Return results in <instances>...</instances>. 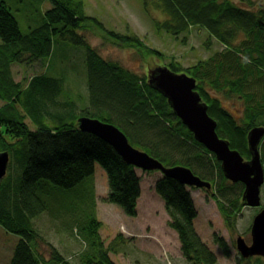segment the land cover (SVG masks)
Segmentation results:
<instances>
[{
    "label": "trees",
    "instance_id": "trees-1",
    "mask_svg": "<svg viewBox=\"0 0 264 264\" xmlns=\"http://www.w3.org/2000/svg\"><path fill=\"white\" fill-rule=\"evenodd\" d=\"M146 1L143 0L144 5ZM50 2V8L44 13L45 22L24 35L15 16L5 2L0 1V100L3 102L0 104V151H8L20 169L14 183L8 181V171L0 181V224L20 236L9 264H44L42 256L36 253V247L45 239L35 227L34 220L48 210L49 204L34 191L33 181L37 178L44 177L60 186L70 187L91 176L93 162L97 161L107 176L105 200L119 205L127 215L136 213L141 186L134 166L127 163L107 141L78 129L77 118L80 116L115 124L126 134L129 142L145 141L144 144L136 143L162 163L165 160L173 165L177 161L183 162L181 165L189 167L198 176L203 174L193 169L191 161L209 171L214 166L218 181L212 195L227 224H232L230 211L238 210L242 204L239 195L234 201L218 198L217 190L229 183L215 156L194 139L172 112L165 97L150 87L144 76L136 75L116 61L102 58L84 36L75 31L91 30L85 25L89 17L82 2ZM255 3L253 0H154L153 6L162 12L163 18L152 16L158 31L178 37L191 27L200 26L225 47L212 57L188 67H181L177 61L166 66L195 77L196 90L201 100L207 103L208 114L216 121L217 134L227 139L230 148L239 151L245 159L250 158L247 132L253 126L264 125V6L258 4L255 7ZM52 36L84 47L88 92L83 101L82 97H70V87L66 88L62 77L41 72L26 79L24 85L13 77L11 66L16 63L30 65L39 61L44 68L43 59L50 54ZM106 38L118 46L132 48L141 58H164L162 52L147 46L135 34L107 31ZM205 85L224 96L225 100L237 97L242 105L241 116L235 118L223 106L221 98L212 94ZM77 101L85 104L80 112L76 109ZM161 134L163 139L159 140ZM188 144L197 150L191 151ZM171 150L179 152V157L183 155L189 163L169 158L173 156ZM205 154L210 156L207 157L210 164L204 161ZM203 176L199 177L209 181L212 189L215 180ZM231 185L239 186L242 194V183ZM153 189L172 218L168 224L177 232L185 258L197 264H215V253L193 229L192 219L197 211L188 187L162 175L154 182ZM72 217L68 215L71 228L85 226L93 235H89L87 240L90 248L85 244L84 250L76 255L80 264H117L111 256L117 243H105L100 237L101 220L93 215L86 220L83 211L76 220ZM214 241L228 255L226 243L216 235ZM49 245L54 248V263L70 264L52 244Z\"/></svg>",
    "mask_w": 264,
    "mask_h": 264
},
{
    "label": "rangeland",
    "instance_id": "rangeland-1",
    "mask_svg": "<svg viewBox=\"0 0 264 264\" xmlns=\"http://www.w3.org/2000/svg\"><path fill=\"white\" fill-rule=\"evenodd\" d=\"M0 1L5 2L6 6L15 16L20 32L24 35L39 28L45 22V10L51 6L50 0ZM72 1L82 2L84 12L89 17L85 21V25L91 29H75V31L81 33L86 42L102 58L109 61H116L123 68L141 77L146 76L148 69H151V67L166 65L171 61H177L181 67L194 65L199 61L212 57L218 50L224 48L221 43L210 36L200 26L192 27L188 34L181 33L178 37L169 35L162 30H156L155 25H153L154 20L152 16L162 19L163 14L156 6H153L154 0H145L146 5H144L143 0ZM253 1L256 2L253 4L255 7H258V4L264 6V0ZM99 23L101 26L97 25ZM107 31H115L123 35L135 34L143 39L147 46L162 52L164 58H141L132 48L118 46L109 42L106 38ZM183 35L186 38L182 41L181 38ZM84 52L83 46L75 45L68 40H61L58 36H52L50 54L43 59L45 62L44 68L40 65L39 61H35L30 65L16 63L11 66L13 77L16 81H21L22 85L26 83V79L41 72L51 76L62 77L65 79L66 88L69 89L70 87L68 92L70 97L74 99L82 97L83 101L88 92ZM205 87L212 94L221 98L223 106L235 118L238 119L241 116V104L237 101L225 100L223 99L224 96L215 93L207 85ZM80 102H76L77 112H80V109L84 108L85 105L83 102ZM2 103L0 100V104ZM262 121L264 123L263 119ZM30 127H32L31 124ZM161 135L159 138L157 137L159 140L163 139V134ZM135 141L139 144L146 143L145 141ZM136 142L130 140L133 147L142 150L143 147ZM188 146L192 148L191 151L193 152L197 150L195 147ZM259 149L263 162L264 140L260 141ZM170 153H173V156L169 158L176 159L178 157L179 160L189 163V160L183 158V155L179 157V152L177 153V151L171 150ZM176 153L178 156H175ZM207 157L209 158L210 156L205 154L203 159L208 162ZM175 163L176 165L183 164L180 161ZM208 163L210 164V162ZM163 164L166 166L173 165L168 160H165ZM191 164H193L191 166L196 172L212 177L215 180V182L212 181L214 182L213 188L211 190L207 189L208 191L203 188L188 187L197 211L194 222L195 231L197 235L199 234L203 242L206 243L207 247L215 253L217 258L215 264H246L247 262L264 264V257L253 256L241 258L235 247V241L238 235H241L248 244L251 242L250 227L252 220L256 213L264 207V184L260 188V205L257 207H249L245 206L241 201L240 187L232 186V182L227 181L229 184L225 187L226 190L232 191L233 198L239 195V202L242 204L238 210L230 211V214L233 215V220L232 224L229 225L225 221L224 216H222L216 200L211 194V192L216 190L217 175L210 174L208 169L205 170V167L201 169L192 161ZM134 168L136 175L140 177L142 190L141 196H139V202L137 203L136 201L135 215H127L119 205L105 200V195L108 190L107 176L97 161L93 162V173L91 176L84 177L70 187L60 186L44 177L37 178L33 181L36 195L46 204H49L48 210L43 211L34 220L35 227L45 239L43 241L44 243L36 247V253L42 256V262L44 264H56L53 258L54 248L49 243L58 250L61 257H66L70 264H80L79 258L76 255L78 251L84 250L85 243H83L84 246L81 248V242H74L78 245L76 247L65 235L58 233V229L61 226H65L67 231H70L72 223L68 215H72L73 220H76L80 215L77 210L80 209L83 211L86 220L91 215L99 221L101 220L99 233L105 243L111 241L117 243L115 250L111 252V256L116 260L117 264H193L181 252V243L177 233L168 224L172 218L165 210L163 200L153 189L154 182L162 176V173L159 170L146 171L140 168ZM7 171L9 173L8 181L14 183L20 174V169L14 161H10ZM203 175L199 174L201 178H204ZM120 226H123L128 232V234L125 232L127 237L125 239H121V236L117 235ZM73 233L76 235L75 230H73ZM214 235L226 243L228 255H225L222 248L214 241ZM19 238L20 236L18 234L8 231L0 224V264H9ZM86 247L88 249L90 248L88 241Z\"/></svg>",
    "mask_w": 264,
    "mask_h": 264
},
{
    "label": "water",
    "instance_id": "water-1",
    "mask_svg": "<svg viewBox=\"0 0 264 264\" xmlns=\"http://www.w3.org/2000/svg\"><path fill=\"white\" fill-rule=\"evenodd\" d=\"M148 84L167 100L173 113L177 115L194 139L203 144L220 162L224 177L232 183H242L244 189L241 201L245 206H259L260 188L264 184V164L259 144L264 136V126H253L246 135L249 159H244L229 141L216 132V121L208 114V105L201 100L196 90V79L185 72H176L168 66L158 65L149 69ZM80 130L91 132L107 141L123 159L136 168L151 171L159 170L180 183L196 188L211 189V183L194 174L184 165L166 166L155 157L131 145L126 134L116 125L98 118L80 116L77 118ZM8 151H0V181L8 169ZM251 242L238 235L235 247L242 258L264 257V207L256 213L250 227Z\"/></svg>",
    "mask_w": 264,
    "mask_h": 264
},
{
    "label": "bare ground",
    "instance_id": "bare-ground-1",
    "mask_svg": "<svg viewBox=\"0 0 264 264\" xmlns=\"http://www.w3.org/2000/svg\"><path fill=\"white\" fill-rule=\"evenodd\" d=\"M195 27V26H194ZM192 28V27H191ZM190 28V29H191ZM189 29V30H190ZM189 30H186L185 31V33H189ZM179 36V35H178ZM186 38V36L185 35H183L182 36V41L184 40ZM225 48V47H224ZM154 67H156V66H154ZM154 67H151V69L152 68H154ZM148 74H149V69H148V71H147V73H146V76H144L145 78H146V82H147V84H148ZM149 85V84H148ZM150 86V85H149ZM151 87V86H150ZM166 99V98H165ZM167 101V100H166ZM171 108V107H170ZM171 110H172V108H171ZM172 112H173V110H172ZM175 116H177V115H175ZM178 117V116H177ZM179 118V117H178ZM180 119V118H179ZM180 121H181V119H180ZM181 123H182V121H181ZM171 124H173V122L171 123ZM183 124V123H182ZM115 125V124H114ZM184 125V124H183ZM177 135H180V133H178L177 132ZM190 144V143H189ZM188 144V145H189ZM195 146L193 145V148H194ZM140 150V149H139ZM259 151H260V149H259ZM8 155H9V162L10 161H12V159H11V156H10V154L8 153ZM263 156V155H262ZM176 159L178 160V157H176ZM9 162H8V164H9ZM207 162V161H206ZM220 163V162H219ZM211 171V172H210ZM209 171V173L210 174H213V175H216L217 174V171H216V169H215V167L214 166H211V170ZM185 186H187V185H185ZM187 187H193V186H187ZM217 193H218V196L220 197V198H224V199H227V197H228V199L227 200H233L234 201V199H236L237 198V196H235L234 198H233V193H232V191H230V190H226V188H223V189H220V190H217ZM211 194H213V192L211 193ZM217 196V197H218ZM218 197V198H219ZM233 205H234V202H233ZM78 211V210H77ZM82 212V210L80 209L79 210V213H81ZM177 216H180L179 214H177ZM196 216H197V212H196V215L193 217V219H192V226H193V229H195V227H194V222H195V219H196ZM75 227V228H74ZM52 230H53V228H52ZM73 230H75V232H76V235L73 233ZM71 232V233H70ZM58 233L59 234H63V235H65L67 238H68V240H70L76 247H78V245H77V243H74V242H81V248L84 246V244L83 243H85L86 244V242H87V240L89 239V235H90V237H93V235H92V231L89 229V231L87 230V228L85 227V226H79V227H76V226H73L72 228H70V231H67V229L65 228V226H61L59 229H58ZM177 233V232H176ZM178 236V235H177ZM198 236H199V234H198ZM200 237V236H199ZM200 239H201V237H200ZM202 240V239H201ZM203 241V240H202ZM180 250H181V248H180ZM182 252V251H181ZM189 262H191V263H193V264H197V263H195L193 260H190Z\"/></svg>",
    "mask_w": 264,
    "mask_h": 264
},
{
    "label": "clouds",
    "instance_id": "clouds-1",
    "mask_svg": "<svg viewBox=\"0 0 264 264\" xmlns=\"http://www.w3.org/2000/svg\"><path fill=\"white\" fill-rule=\"evenodd\" d=\"M209 151V150H208ZM210 152V151H209ZM212 153V152H211ZM213 154V153H212ZM125 232H126V234H128V232L126 231V229L123 227V226H120L119 227V233L118 234H121L120 236H123L122 234H124V235H126L125 234ZM117 234V235H118ZM128 236V235H127ZM129 236H133V235H129ZM127 238V237H126Z\"/></svg>",
    "mask_w": 264,
    "mask_h": 264
},
{
    "label": "flooded vegetation",
    "instance_id": "flooded-vegetation-1",
    "mask_svg": "<svg viewBox=\"0 0 264 264\" xmlns=\"http://www.w3.org/2000/svg\"><path fill=\"white\" fill-rule=\"evenodd\" d=\"M227 100H229V101H232V102H238L239 104H241L240 103V101H238L237 100V97H235V98H230V99H227ZM236 111H238V109H236ZM264 126V125H263ZM250 130V129H249ZM264 140V136H263V138H262V140L261 141H263ZM248 145V144H247ZM214 155V154H213ZM216 159V158H215ZM245 159V158H244ZM217 160V159H216ZM239 183V182H238Z\"/></svg>",
    "mask_w": 264,
    "mask_h": 264
},
{
    "label": "crops",
    "instance_id": "crops-1",
    "mask_svg": "<svg viewBox=\"0 0 264 264\" xmlns=\"http://www.w3.org/2000/svg\"><path fill=\"white\" fill-rule=\"evenodd\" d=\"M141 192H142V190H141ZM140 194H141V193H140ZM140 196H141V195H140ZM138 202H139V197L137 198V203H138ZM122 235H123L124 238H126V235H124V234H122ZM112 238H113V237H112ZM112 238H111V239H112Z\"/></svg>",
    "mask_w": 264,
    "mask_h": 264
}]
</instances>
